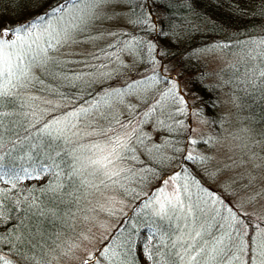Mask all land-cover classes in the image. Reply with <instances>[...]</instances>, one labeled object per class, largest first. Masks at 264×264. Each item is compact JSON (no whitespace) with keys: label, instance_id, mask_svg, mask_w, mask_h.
I'll use <instances>...</instances> for the list:
<instances>
[{"label":"snow or ice","instance_id":"6c2138e0","mask_svg":"<svg viewBox=\"0 0 264 264\" xmlns=\"http://www.w3.org/2000/svg\"><path fill=\"white\" fill-rule=\"evenodd\" d=\"M195 3L196 0H188L189 7L194 8ZM124 4L130 5L133 9L136 7L146 9L147 19H144L145 12H134L137 19L133 23L136 24H148L149 20H155L151 4H156L157 9L164 7L161 0H151V4L145 3L144 0H7V3L5 0H0V125H2V118L5 114L3 109L15 105L12 89L26 87L32 82L29 72L33 66L43 65L46 67L50 62L59 63L53 60L50 53L60 48L70 47L77 43L94 44L103 39L105 34L114 35L103 25L110 17L123 18L116 14ZM256 8L259 17L264 19V0H260ZM108 10H110V15ZM241 14L249 15L247 12ZM151 27L164 37L166 42L159 45L149 44V56H152L154 51L157 56L167 55L168 45L171 43L168 40L167 32L157 29L154 22ZM81 37L83 39H80ZM250 43L260 49L257 55L252 57L253 59L259 58L260 63L250 69L247 79L243 83L264 93V36L258 40H252ZM112 47L115 45H108V48ZM100 52L106 56L111 55L106 48L100 49ZM98 59H100L98 55L91 53L75 62L83 63L86 67L93 69L91 73L82 72L78 74L77 79L99 80L100 87L90 95L95 96L102 93L101 102L108 97L126 95L133 91L135 86L145 83L147 79L154 78L137 79L136 76H132L123 87H116L112 83L105 85L103 80L107 78V74L100 72L99 66L90 62ZM66 62L71 63L73 61ZM157 63L159 62L157 61ZM160 67L162 71L166 69V66L162 64ZM129 70L126 68V72ZM135 71L139 73L140 69L136 68ZM164 79L165 82L171 81V86L164 95L171 97L173 104L183 105V107H178L177 111L184 112L187 109L189 115L193 114L192 105L188 103L179 80L171 77ZM116 84H119V80L116 81ZM106 88L111 89V91H106ZM199 99V96L194 94V102ZM45 103L51 102L45 101ZM159 105L160 101L158 100L144 115L150 116L153 111L159 108ZM91 110V108H69L67 112H62L59 118L53 114L50 120L42 121L40 131L45 134L49 143L63 141L65 145H73L83 137L97 138L88 144L81 145V150L86 148L91 153V155L83 157L84 166L91 168L93 175L100 174L111 180L113 176L120 175L118 163L131 153L133 138L139 144H143L144 138L139 134L138 128L131 127L130 120L128 122L116 120V124L119 125L118 128L114 127L111 122L107 128L101 126L100 120H109L108 114L103 112L95 117L96 123L89 120L87 124L82 126L80 121L89 115ZM261 113V119L264 120V108H262ZM195 114L198 115L199 110ZM111 119L115 120V117L113 116ZM160 123L163 124L164 122L161 121ZM130 127L131 130L129 131ZM86 129L92 130L87 131ZM169 130L171 131V129ZM189 130H191L190 125ZM261 136L264 137V133H261ZM200 142L195 139L189 140L192 145ZM57 148V151L45 154L43 163H36L33 160V164L29 167L16 164L14 161L17 158L13 157L10 151L7 153L0 152V181L12 183L15 187L16 182L22 179L42 178L45 172L59 167L56 163V157L61 156V153L69 155L66 147L61 148L57 145ZM181 151L186 153L181 157L183 161L207 163L210 159L206 156L188 153L187 147ZM169 159L161 156L160 163L163 164ZM256 159H258L257 155L250 153L249 161ZM259 159L264 160V157H259ZM81 160L80 156L73 155L69 162V171L64 172L61 169L57 175L64 174L75 177L79 171L77 162H81ZM235 164L236 162L232 161L222 166L218 165L214 172H209L205 168L204 173L208 179L216 182L222 174L232 169ZM252 167L259 169L264 167V164L253 163ZM110 168L116 170L110 171ZM182 171L185 173L183 185L177 186L171 193L163 187V183L168 180L173 183L181 180L180 172L173 171L169 176L164 177L161 185H157L153 193L150 194L152 199L145 205L149 208L154 204L158 206L154 214L159 217L160 223L156 224L155 227L146 225L148 234L141 241L144 259L153 262V264H161V262L163 264H177L178 261L180 264H264V229L254 235L244 231L246 227H249L247 222L241 218L244 214L240 213L232 201L226 198L232 196L235 199L239 196L238 186L244 189L253 187L257 177L250 171H245L237 177H229L227 181L221 182L222 192L217 194L211 188H206L199 181H196L186 168ZM245 180L246 183H244ZM114 183H118V181H114ZM189 183L198 185V191L204 193V197L198 198L194 202ZM60 186L57 183L52 190L55 191ZM2 194L3 190H0V195ZM258 197L264 198V188L251 195L248 198L249 203ZM238 203L240 202L238 201ZM241 206L243 205L241 204ZM221 208L225 209L227 215L221 214ZM178 211L185 221V230L174 240L172 236L175 231L179 230L168 232L167 230L162 231V228L163 221L168 220L170 222L177 218ZM209 212L214 214L212 219L221 216L225 222L216 226L218 229H225L220 236L209 232L211 225L197 223L201 219L200 214L207 218ZM168 228H171V223L168 224ZM164 236H167V244H164L163 239H161ZM206 236L209 238L206 239ZM121 237H117L113 233L112 237L106 238L101 249L83 260V264H117V261L119 264H139V258L133 255L136 241L131 235L124 236L121 233ZM84 239H88V237L85 236ZM154 240H159L160 245L168 248L169 251L162 253L159 247L152 244ZM178 245L180 250H177ZM77 247H79L78 244H70L62 255L70 259L75 258L74 250ZM158 254L160 255L159 260L157 259ZM0 264H10L9 259L3 253H0Z\"/></svg>","mask_w":264,"mask_h":264},{"label":"rangeland","instance_id":"374dc122","mask_svg":"<svg viewBox=\"0 0 264 264\" xmlns=\"http://www.w3.org/2000/svg\"><path fill=\"white\" fill-rule=\"evenodd\" d=\"M141 10V7L133 9L130 5L124 4L116 14L123 18L116 19L115 17H110L103 25L105 29L110 30L114 35L105 34L103 39L96 41L94 44L77 43L50 53L53 60L59 63L50 62L46 67L43 65L33 66L29 72L32 82L26 87L12 89L13 96L19 97L23 103L24 110L25 108L27 109V112H24L23 115H27L34 120V124L40 123L41 127L42 121L50 120L53 114L59 118L61 113L67 112L69 108H91L90 114L83 117L80 121L82 126L87 124L89 120L96 123L95 117L100 112H103L109 116V120L99 121V124L105 128L109 126L110 122L114 127L118 128L119 125L116 124V120L121 122H128L130 120L131 127L138 128V117L144 115L152 106L150 105L146 110H142V101L145 98H150L154 90L158 91L156 93L158 95L156 101H160L159 108L153 111L150 116H145L152 123L154 130L161 126L164 128L165 126L170 127L174 122H178V119H182L181 124L182 126L184 125V135L187 137L184 142H188V153L210 158L207 163L199 161L195 163L188 161L179 162L178 159L169 161L171 164H169L167 172L171 174L173 171H179L181 180L176 183L168 180L163 183V187L171 193L174 192L177 186L183 185L185 183V173L182 169L186 168L196 181H199L204 187L211 188L214 192L220 194L222 192L221 182L227 181L229 177H237L245 171H250L257 177L253 187L244 189L238 186L237 191L240 195L235 199L232 196H227L226 198L232 201L240 213L244 214L241 218L249 225L244 231L252 233L253 235L256 234V232L264 229V198L258 197L251 203H249L248 198L264 188V167L259 169L252 167L253 163L264 164V160L259 159V157H264V142L260 139L257 130L252 129L249 123L242 121L245 115L238 112L236 96L233 93H229L227 90L226 92L222 86L220 87L216 108L212 106V111L215 110V115L210 117L206 114L198 100L194 102L195 93L191 90L188 81L186 82L185 78L179 75V71H176L178 69L171 71L166 69L161 70L160 65L165 66L166 64L161 59H158V57L156 58L155 51L152 53V56H149L148 51V45H159L161 43L160 39L156 36L154 39H151L148 35L139 34L138 36L136 34V32L144 29V25L149 26V22L144 25L143 23H133L137 19L134 12L137 13V11ZM108 12L110 15V10ZM154 14H159V12L156 11ZM144 19L146 18L144 17ZM128 32H132L135 35H130ZM80 39H83V37ZM114 39L122 40L126 44L124 45L122 42L121 44L123 46L117 45L108 48L109 44H117ZM226 39L228 38H223L225 41ZM131 45L140 48L139 57L133 51ZM212 45H216L213 46V50L202 51L199 54V57L202 58L201 60L205 64L206 69L204 70L210 75L209 78L204 80L205 83L214 81L216 77L213 76H217L219 72L223 71L227 66H230L234 61V57L228 51H225V48H219V42H214ZM102 48H106L111 55L106 56L101 53L100 49ZM91 53H95L100 57V59L90 62L98 65L100 72L107 74V78L103 80L105 85L112 83L116 87H123L125 82L132 76H136L137 79H142L153 76L154 74L156 75V79H147L145 83L135 86L134 90L128 94L108 97L103 102H101L100 98L102 93L95 95V102L79 105L65 98H59L58 95L51 94V87L54 84L71 88L82 94L100 87L99 80L77 79L78 74L82 72L91 73L93 71V69L86 67L85 64L75 62ZM66 61L73 62L68 63ZM126 68L130 70L126 72ZM136 68L140 69L139 73L135 71ZM160 73L164 74L161 78ZM165 77L179 80L188 103L192 105L193 114L189 115L187 109L184 112H178L177 108L183 107V105L173 104L172 98L166 99L167 96L164 93L171 86V81L165 82ZM117 80H119V84H116ZM106 91H111V89L106 88ZM45 101H50L51 103H45ZM197 110H199L198 115L195 114ZM113 116L115 120L111 119ZM212 118L214 119L212 120ZM161 121L164 123L161 124ZM189 125L191 130H189ZM86 130L91 131L92 129ZM138 132L144 138L143 144L137 143L135 138H133L131 141V153L118 163L117 167L120 169V175L113 176L111 180L100 174L93 175L92 169L84 166L83 157L91 155V153L86 148L81 150V145L88 144L97 138L83 137L78 139L73 145H67L71 149V156L75 155L82 158L81 162H77L79 171L76 175L80 182L79 185L82 186L81 201L79 202L77 214L74 217L75 227L73 232L58 239L57 249L51 252L48 263L81 264L83 260L87 259L90 254H93L96 248L106 240L119 220L126 214L129 208H132L133 203L129 200L131 191L133 189L135 191V184L133 183L132 177L133 173L130 171V168L135 165V162L131 163L132 157L134 155L142 157L146 151L152 153L155 144V141L148 140V137L153 135L154 131L151 132L146 127H143ZM160 139L157 138L160 141L159 150L164 153L169 148V144ZM190 139L201 142L192 145L189 143ZM250 153H255L258 159L250 162ZM232 161L236 162L233 168L222 174L216 182L208 179L204 173L205 168L209 172H214L218 165L222 166ZM139 164H143V162L137 163L136 166ZM109 170L115 171L116 169L110 168ZM31 180L42 181L41 179ZM158 180H162L161 175L157 176L154 182L157 183ZM114 181H118V183H114ZM246 182L245 180L244 183ZM136 187L140 189L141 186L137 183ZM156 187H148L145 190L146 193L144 196H146V199L141 204L153 214L158 206L154 204L149 208L145 207V205L152 199L150 193L152 194ZM189 187L194 202L198 198L204 197V193L198 191V185L189 183ZM126 194L128 196L130 194V196L128 197ZM217 206L219 207V205ZM221 214L227 215V212L223 211ZM212 215L214 214L209 212L207 218H205L203 214H200L201 219L197 223L211 225L209 232L220 236L225 229H218L216 226L224 224L225 222L220 216L212 219ZM173 220V224L175 225L174 230H179L174 232L172 239L175 240L185 230V221L181 218L179 211L177 212V218ZM85 236L88 239H84ZM205 238L208 239L209 237L206 236ZM225 242L227 243L228 241L226 240ZM73 243L78 244L79 247L74 250L75 258L70 259L62 255V253Z\"/></svg>","mask_w":264,"mask_h":264},{"label":"trees","instance_id":"16d2710c","mask_svg":"<svg viewBox=\"0 0 264 264\" xmlns=\"http://www.w3.org/2000/svg\"><path fill=\"white\" fill-rule=\"evenodd\" d=\"M144 2L151 4V0H144ZM259 2L260 0H196L193 8L188 6V0H161L164 7L160 9H157L156 4H151L155 20H149V26L143 24L144 29L136 34H145L151 39L156 36L161 43H165L164 37L152 29L153 22L157 29L167 32L168 40L171 41L168 45L167 55L157 56L155 54L156 58L158 57L166 64V70L178 69L176 71H179V75L185 78L186 82L188 81L191 90L199 96V103L210 117L215 115L212 106L216 108L220 87L222 86L225 91L233 93L236 96L238 112L245 115L242 121L249 123L252 129L257 130L260 139L264 142V137L261 136V133H264V120L261 119L264 93L243 83L247 79L250 69L260 63L259 58H252L257 55L260 49L250 43V41L258 40L264 36V19L259 17L256 8ZM142 11L145 12L144 17L147 19L146 9L142 8L137 13ZM156 11L159 14L155 15ZM242 12H247L249 15L244 16L241 14ZM128 33L135 35L132 32ZM223 38L228 39L225 41ZM114 41L117 42L115 46H123L122 40L114 39ZM214 42H219V48H225L224 50L234 57V61L217 76H213L216 77L215 82L205 83L204 80L210 75L204 70L206 69L205 64L199 54L202 51L213 50V46H216L212 45ZM131 47L139 57L140 48L132 45ZM163 75L160 73V78ZM150 77H154L153 80L156 79L154 74ZM95 91L90 90L82 94L71 88L54 84L50 93L79 105L93 102L96 96H92L90 93ZM157 92L154 90L150 98H145L142 101V110L155 104L158 99ZM14 98L15 105L3 109L5 114L2 118V125H0V145H2L0 152L10 151L12 156L17 158L14 162L23 164L25 167L32 165L33 160L36 163H43L45 154L57 151V145L61 148L66 147L69 155L61 153V156L56 157L59 167L45 172L40 178L41 182L22 179L16 182L13 187L12 183L0 181V190H3V194L0 195V253L9 259L10 264H46V262L50 264L48 258L54 249L56 251L58 239L73 232L74 217L81 201L82 186L79 185L77 176L57 175L61 169L64 172L69 171V162L72 159L70 147L63 141L49 143L45 134L40 131L41 124H34V120L23 115L27 109L24 110L19 97ZM170 98L167 96L166 99ZM181 122L182 119H178V122H174L170 127L161 126L154 130L152 123L146 119L145 115H140L137 120L138 130L146 127L149 131H154V134L148 137V140L155 141L154 151L152 153L146 151L145 158L136 155L132 157L131 163L135 162V165L130 168V171L133 173L135 191L134 189L131 191L129 200L133 206L119 220L107 238L112 237L113 233L117 237H121V233L124 236L131 235L136 241L133 255L139 258V264H153V262L144 259L141 241L148 234L146 225L155 227L160 223L159 217L141 205L146 199L145 190L148 187L161 185L164 177L170 175L167 172L169 164H171L169 161L175 159H178L179 162L183 161L181 157L186 153L181 149L187 147L188 142H184L187 137L184 135V125L182 126ZM157 138H161L160 140L169 144V148L164 153L160 150L157 151L160 142ZM161 156L170 159L161 164ZM139 162H143L144 165L136 166ZM159 175L162 176V180L155 183L154 179ZM57 183L61 186L53 191L52 189L56 187ZM137 183L141 186L140 189L136 187ZM223 211L225 209L221 208V213ZM173 222L174 220L163 221L162 231L173 232L175 228ZM169 223H171V228H168ZM161 239L164 244L168 243L167 236L161 237ZM102 244L96 248L94 253L101 249ZM152 244L159 247L162 253L169 251L168 248L160 245L159 240H154ZM153 250L155 251V248ZM157 259H160L159 254ZM177 264L180 262L178 261Z\"/></svg>","mask_w":264,"mask_h":264},{"label":"bare ground","instance_id":"6f19581e","mask_svg":"<svg viewBox=\"0 0 264 264\" xmlns=\"http://www.w3.org/2000/svg\"><path fill=\"white\" fill-rule=\"evenodd\" d=\"M138 36H139V34H138ZM123 44L125 45V44H126V42H124V41H123ZM126 195H127V194H126ZM127 196H128V195H127ZM129 196H130V194H129ZM129 196H128V197H129Z\"/></svg>","mask_w":264,"mask_h":264}]
</instances>
